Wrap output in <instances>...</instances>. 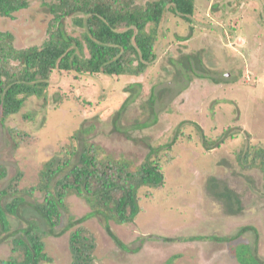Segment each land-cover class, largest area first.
Listing matches in <instances>:
<instances>
[{
	"label": "rangeland",
	"instance_id": "rangeland-1",
	"mask_svg": "<svg viewBox=\"0 0 264 264\" xmlns=\"http://www.w3.org/2000/svg\"><path fill=\"white\" fill-rule=\"evenodd\" d=\"M44 1L31 0L30 9L14 18L0 16V30L11 31L19 49L40 45L47 37ZM263 4L264 0H195L196 14L190 23L169 15L161 24L164 36L156 47L157 59L143 75L86 80L72 76L68 82L59 77L53 81L48 103L30 99L6 120L0 112V165L8 172L0 190L19 171L24 173L20 187L36 183L43 163L73 143L79 146L82 138L74 142L72 138L89 126L95 129L84 140L99 146L101 156L123 157L134 167L142 164L151 146L173 142L159 157L151 156L161 163L164 185L140 189L142 211L133 223H111L114 234L131 251L120 250L99 219L84 222L97 242V264H166L174 256V264H241L233 253L241 244L254 247L264 261L263 175L238 160L249 147L264 148V34L258 23ZM72 29L68 28L71 33ZM197 53L203 66L198 73L205 77L180 76L171 60L181 63L182 56ZM130 84L141 88L130 89ZM152 91L157 98L156 122L143 130H129L128 135L115 132L113 116L131 96L136 101H129L120 124L130 128L152 117ZM61 95L63 100L57 102ZM29 114L33 117H26ZM228 130L237 135L214 149L204 146L203 135L216 141ZM211 178L241 195L240 215H228L223 203L207 192ZM67 205L66 216L81 218L90 212L76 196L68 198ZM245 226L257 232L248 231L232 243L190 240L233 236ZM44 241L52 260L42 264H71L67 235ZM10 255V246L0 244V262Z\"/></svg>",
	"mask_w": 264,
	"mask_h": 264
},
{
	"label": "trees",
	"instance_id": "trees-1",
	"mask_svg": "<svg viewBox=\"0 0 264 264\" xmlns=\"http://www.w3.org/2000/svg\"><path fill=\"white\" fill-rule=\"evenodd\" d=\"M43 5L49 23L47 37L40 45L19 49L14 34L0 30V112L3 120L18 114L30 99L48 103L53 93V81L59 77L68 82L72 76L86 80L98 76L126 78L143 75L157 59L156 47L160 37L164 36L161 24L169 15L190 23L196 14L195 0H45ZM30 7L31 0H0V16L14 18ZM262 7L259 14L262 22L258 19V23L264 34V4ZM70 27L74 34L68 30ZM178 38L189 41L186 37ZM200 54L182 56L181 63L172 59L171 63L182 77L203 78L205 76L198 73L203 69ZM135 86L141 88L140 84H130V89ZM135 93L140 95L141 92ZM63 98L61 95L55 100L61 102ZM135 99L131 96L118 107L113 116L115 132L128 135L129 130H143L156 122L153 105L157 98L152 91V117L130 128L120 124V115L129 101ZM94 129L89 126L78 130L72 140L82 138L79 146L73 143L44 162L33 185L20 187L24 173L19 171L0 190V244L11 248L9 258L0 264L50 262L52 259L46 253L44 238L65 235L68 236L71 264H97L95 236L83 225L92 218L101 221L120 250L131 251L114 234L111 223L119 226L133 223L142 211L140 189L164 185L161 163L158 159L151 160V156H158L173 142L151 146L142 164L134 167V162L126 158L101 156L103 150L99 146L84 140V136ZM236 135L228 130L216 141L203 135V144L208 150L214 149L228 136ZM19 138L22 140L23 137ZM238 160L243 167L260 171L264 179L263 147L247 148L238 155ZM7 175V168L0 165V182ZM206 190L223 203L228 215L243 212L241 195L225 182L211 178ZM71 196L83 199L90 212L81 218L66 216L67 200ZM27 198H33V201ZM248 231L257 232V229L245 226L233 236H194L190 240L232 243ZM241 245L240 250H233L241 264H264L254 247ZM175 258L171 257L166 264H174Z\"/></svg>",
	"mask_w": 264,
	"mask_h": 264
}]
</instances>
